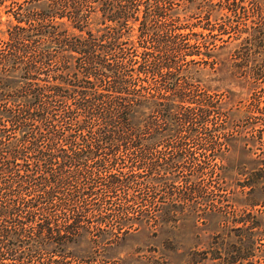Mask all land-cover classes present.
I'll list each match as a JSON object with an SVG mask.
<instances>
[{
  "label": "trees",
  "instance_id": "16d2710c",
  "mask_svg": "<svg viewBox=\"0 0 264 264\" xmlns=\"http://www.w3.org/2000/svg\"><path fill=\"white\" fill-rule=\"evenodd\" d=\"M262 1L205 2L206 14L215 4L228 10L222 24L239 38L238 50L220 60L219 72L242 75L254 89L264 79V55L257 53L264 35ZM14 8L20 9L10 11L15 21L0 35V264H67L61 259L85 258L70 253V243H112L114 225H104L109 218L104 214L93 222L92 239L80 220L83 206L76 204L100 182L97 170L116 162L89 159L92 155L129 148L142 155L198 130H216L226 139L245 136L233 129L225 135L223 125L207 123L212 112L225 117L213 104L219 96L206 92L198 98L187 77L200 67L182 65L177 53L183 49L180 59L189 55L185 61L217 60L183 41L181 32L167 33L166 27L162 32L161 18L179 19V14L160 0H24ZM249 11L251 17H243ZM212 26L202 27L208 33ZM154 47L158 57L150 51ZM259 102L248 109L251 119L261 118L264 101ZM248 124L250 144L264 151V118ZM146 167L142 179L150 182V163ZM256 170L253 181L264 176V167ZM137 176L108 173V189L101 195L129 180L143 182ZM80 180L86 185L76 186ZM258 204L230 215L216 211L225 225L229 222L220 240L226 250L208 264H264V201ZM122 212L114 220L126 231L133 217Z\"/></svg>",
  "mask_w": 264,
  "mask_h": 264
},
{
  "label": "rangeland",
  "instance_id": "374dc122",
  "mask_svg": "<svg viewBox=\"0 0 264 264\" xmlns=\"http://www.w3.org/2000/svg\"><path fill=\"white\" fill-rule=\"evenodd\" d=\"M208 1L217 0H160L170 7V13L179 14V19L161 18V30L163 32L166 27L167 33L172 30L181 32L179 37L183 41L197 45L200 52L216 58L217 63L185 61L189 55L181 60L183 49L177 53L182 65L200 67L187 77L198 98L206 92L211 93L213 99L216 94L219 96L213 104H217L220 111L224 110L225 117L212 112L207 123L215 127L223 125L225 135L233 129L236 135L243 133L245 136L226 139L216 130L208 133L198 130L192 135L176 136L169 145H155L142 155L132 153L134 149L129 148L113 153L98 152L89 157L93 160H116L105 169L92 167L99 173L100 182L93 185L90 195L76 202L83 206L79 212L80 220L92 239L97 234L93 222L104 214L109 218L104 225H114L108 237L112 243L80 240L70 243V253L82 254L85 258L72 256L61 259L67 264H208L218 260L217 257L211 258L217 251L226 250V245L220 240L227 233L229 222L225 225L216 211L219 209L230 215L243 207H259L258 203L264 201V176L255 181L252 179V172L264 167V151L252 147L248 138L253 133L249 121L258 123L264 118V107L258 113L261 118L251 119L248 110L257 98L260 104L263 103L264 79L259 80L254 89L246 84L242 75L223 76L219 72L220 60L226 55H234L238 50L234 43L239 38H236L232 26L222 24L226 21L223 15L228 14L226 8L215 4V10L206 14L205 2ZM21 2L23 4L24 0H0V35L8 22L15 21L10 11ZM247 13L243 12V17H251V12ZM258 15H262L264 20V0ZM208 22L212 23L213 29L205 33L207 29L202 26H208ZM258 46L257 53L264 55V35ZM150 51L155 57L159 56L155 47ZM244 126L247 128L241 131L240 127ZM174 140L184 142L182 148ZM147 163H150V182L142 179L148 173ZM192 172L197 177H192ZM108 173H118L122 177L136 174V179L143 182L129 180L125 186L103 198L101 193L108 189L104 180ZM85 185L86 182L81 180L76 183L80 187ZM126 190L128 194L123 193ZM249 203L256 204L249 206ZM120 211L133 217L126 231L119 229L114 220ZM204 254L206 258H200Z\"/></svg>",
  "mask_w": 264,
  "mask_h": 264
}]
</instances>
